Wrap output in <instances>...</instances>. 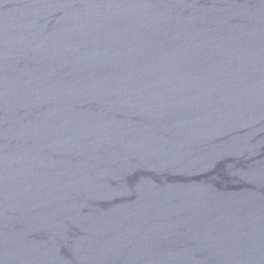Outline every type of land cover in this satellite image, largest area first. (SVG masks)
Listing matches in <instances>:
<instances>
[{
	"label": "water",
	"instance_id": "water-1",
	"mask_svg": "<svg viewBox=\"0 0 264 264\" xmlns=\"http://www.w3.org/2000/svg\"><path fill=\"white\" fill-rule=\"evenodd\" d=\"M0 264H264V0H0Z\"/></svg>",
	"mask_w": 264,
	"mask_h": 264
}]
</instances>
